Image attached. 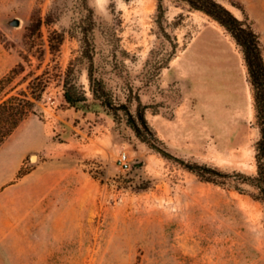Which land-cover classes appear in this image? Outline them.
Instances as JSON below:
<instances>
[{
	"label": "rangeland",
	"instance_id": "1",
	"mask_svg": "<svg viewBox=\"0 0 264 264\" xmlns=\"http://www.w3.org/2000/svg\"><path fill=\"white\" fill-rule=\"evenodd\" d=\"M218 2L264 61V0ZM89 68L122 108L94 96ZM68 72L85 100L65 101ZM11 95L34 106L0 146V219L32 206L43 230L0 231V264H264V204L236 176L256 173L254 89L217 20L176 0H0Z\"/></svg>",
	"mask_w": 264,
	"mask_h": 264
},
{
	"label": "trees",
	"instance_id": "2",
	"mask_svg": "<svg viewBox=\"0 0 264 264\" xmlns=\"http://www.w3.org/2000/svg\"><path fill=\"white\" fill-rule=\"evenodd\" d=\"M188 4L195 10H200L224 26L243 47L245 59L248 65L249 73L254 89L255 108L257 124L260 130V137L256 142V173L246 176L241 173H236L238 182L247 183L253 192L251 196L264 204V61L261 55L259 36L240 19H238L228 8L218 2V0H176ZM92 22V21H90ZM84 44L87 45V50L84 51V57L92 59V43L88 35L84 36ZM89 79L92 86L94 96L101 100L102 104L112 110H118L120 106L113 105L109 98L108 92L105 90L102 82H97L98 87L95 88V79L93 78L91 69L89 68ZM64 99L70 104L86 99L84 91L80 90L75 81L70 80L68 72L64 82ZM39 99V95L35 97ZM34 106V102L30 99H20L17 96L11 95L6 100L0 103V146L4 140L12 134L23 120L27 112ZM117 114V113H116ZM128 123L139 134L141 127H144L148 132L147 122L140 115L141 124L137 123L135 118L127 111ZM211 172H216L209 169Z\"/></svg>",
	"mask_w": 264,
	"mask_h": 264
},
{
	"label": "crops",
	"instance_id": "3",
	"mask_svg": "<svg viewBox=\"0 0 264 264\" xmlns=\"http://www.w3.org/2000/svg\"><path fill=\"white\" fill-rule=\"evenodd\" d=\"M15 186V184H11L4 188L2 192H8L12 191V188ZM28 205H33L37 203L35 199H28L26 202ZM35 207L30 206L28 208V211L25 213L24 217H22L19 221V219H12L6 221V224L3 225L2 221L0 219V231H41L43 228L41 227L43 225V217L41 215H36L34 212ZM36 209V208H35Z\"/></svg>",
	"mask_w": 264,
	"mask_h": 264
},
{
	"label": "built area",
	"instance_id": "4",
	"mask_svg": "<svg viewBox=\"0 0 264 264\" xmlns=\"http://www.w3.org/2000/svg\"><path fill=\"white\" fill-rule=\"evenodd\" d=\"M118 160L123 169L130 168L131 164L126 153H121Z\"/></svg>",
	"mask_w": 264,
	"mask_h": 264
},
{
	"label": "water",
	"instance_id": "5",
	"mask_svg": "<svg viewBox=\"0 0 264 264\" xmlns=\"http://www.w3.org/2000/svg\"><path fill=\"white\" fill-rule=\"evenodd\" d=\"M9 24H10L11 26H19V25H20V20H19L18 18H14V19H12V20L9 21ZM162 153H164V154L167 155V156L172 157L171 155H169L168 153H166V152H164V151H162ZM33 156H34V155L31 156V159H32Z\"/></svg>",
	"mask_w": 264,
	"mask_h": 264
}]
</instances>
